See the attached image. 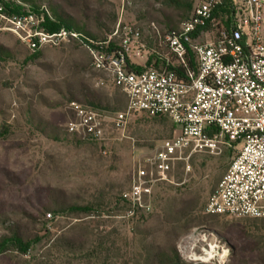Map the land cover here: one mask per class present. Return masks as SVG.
Here are the masks:
<instances>
[{"label": "rangeland", "instance_id": "rangeland-1", "mask_svg": "<svg viewBox=\"0 0 264 264\" xmlns=\"http://www.w3.org/2000/svg\"><path fill=\"white\" fill-rule=\"evenodd\" d=\"M50 3L99 40L118 25L167 31L191 11L167 0H35ZM0 52V242L39 241L26 254L9 244L0 264H158L156 255L172 250L179 264H264V219L204 211L232 151L186 152L170 182L150 184L144 206L133 207L123 198L131 176L172 137V124L144 115L124 128L110 124L125 98L74 43L30 60L14 37L0 36ZM72 102L104 112L103 141L66 133Z\"/></svg>", "mask_w": 264, "mask_h": 264}, {"label": "built area", "instance_id": "built-area-1", "mask_svg": "<svg viewBox=\"0 0 264 264\" xmlns=\"http://www.w3.org/2000/svg\"><path fill=\"white\" fill-rule=\"evenodd\" d=\"M46 19L52 20L46 5L35 10L20 0H0V36L14 37L32 54L74 43L87 52L93 70L107 73L126 102L110 124L124 128L144 115L167 119L174 128L135 169L126 202L143 207L150 184L170 182L168 174L186 152L223 147L233 156L205 213L264 219V0H197L174 30L152 25L143 35L118 25L102 40L75 29L50 32ZM70 110L68 135L104 140L103 111L77 102Z\"/></svg>", "mask_w": 264, "mask_h": 264}, {"label": "trees", "instance_id": "trees-1", "mask_svg": "<svg viewBox=\"0 0 264 264\" xmlns=\"http://www.w3.org/2000/svg\"><path fill=\"white\" fill-rule=\"evenodd\" d=\"M20 1H22L25 4L30 5L33 9L38 10L39 6L35 4V0H20ZM167 1H168V5L174 8L180 9V8H183L184 5L189 0H167ZM49 2H51V0H49ZM47 7L49 9L52 20L46 19L45 27L50 32L58 31L61 28H67V29H75L77 31L83 32L91 36L82 27H79L77 25L73 17L63 12L61 5L56 4V3L55 4L50 3L49 6ZM176 28H170L169 30H174ZM0 56H2L1 52H0ZM39 56H40V52L32 54L30 60H36L39 58ZM95 107H97V105H95ZM157 119H163V120L168 121L167 119H164V118H157ZM72 210L75 211L77 209L73 208ZM53 212L55 213L56 211H53ZM215 217H218V216H215ZM37 242L39 241L24 240L21 236L14 235V237L2 240L0 242V254L4 252V250L9 244L14 245L18 250H20L22 254H26L29 251V249ZM156 261L158 262V264H179L180 258L178 254L176 253V251L172 250L170 253H164V252L158 253L156 255Z\"/></svg>", "mask_w": 264, "mask_h": 264}, {"label": "crops", "instance_id": "crops-1", "mask_svg": "<svg viewBox=\"0 0 264 264\" xmlns=\"http://www.w3.org/2000/svg\"><path fill=\"white\" fill-rule=\"evenodd\" d=\"M196 2H197V0H196ZM196 2L192 5V6H190V3H189V1L184 5V9H185V11H189V9L191 10L190 11V14H191V12H192V10H193V7L195 6V4H196Z\"/></svg>", "mask_w": 264, "mask_h": 264}]
</instances>
